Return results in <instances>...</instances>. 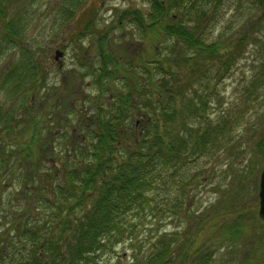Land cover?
<instances>
[{
  "label": "trees",
  "instance_id": "obj_1",
  "mask_svg": "<svg viewBox=\"0 0 264 264\" xmlns=\"http://www.w3.org/2000/svg\"><path fill=\"white\" fill-rule=\"evenodd\" d=\"M150 2L146 15L125 10L119 22L132 24L143 42L149 39L153 52L136 65L131 59L128 73L119 75V60L111 50L103 53L98 38L102 60L91 59L88 66H98L86 67L96 91L88 101L94 109L86 110L70 95L52 96L55 87L46 90L50 69L31 45H23L19 13L10 17L0 1V54L8 41L21 44L20 55L0 73L4 101H16L8 108L0 102V264H113L104 252L114 253L116 243L131 238L133 216L149 205L156 179L200 156L224 133L225 123L215 125L207 116L210 81H198L203 89L185 98L183 74L176 71L185 65L188 51L195 61L215 59L217 79L230 69L229 55L219 52L222 42L205 40L207 2ZM72 15L64 13L65 19ZM94 25L95 19L86 18L80 32L92 33ZM95 40L90 36L92 44ZM128 51L118 49V54ZM178 96L182 109L174 107ZM84 111L90 112L87 120L70 117ZM167 179H162L166 187ZM167 231L155 237L149 256L136 264L211 261L213 250H194L188 233L178 238V232Z\"/></svg>",
  "mask_w": 264,
  "mask_h": 264
},
{
  "label": "rangeland",
  "instance_id": "obj_2",
  "mask_svg": "<svg viewBox=\"0 0 264 264\" xmlns=\"http://www.w3.org/2000/svg\"><path fill=\"white\" fill-rule=\"evenodd\" d=\"M0 1L9 7L10 17L19 13L25 26L23 45H31L50 69L46 90L55 87L56 94L52 96L58 99L60 94L70 95L74 102L81 101L86 110L94 109V103L88 101L96 93L86 67L98 66H88L87 58L96 60L98 55L97 43L91 46L90 36L103 40L104 54L106 47L113 53L120 46L130 48L126 55L117 53L119 75L128 73L125 68L131 59L136 65L139 58L154 50L155 45L149 39L143 42L132 24L119 22L118 13L123 9L137 11L141 17L146 15L149 4L145 0H102L100 8L96 7L97 0H89L83 13L77 11L67 20L57 10L65 0ZM138 8L144 11L143 15ZM86 18L95 19L92 33L80 32ZM1 26L0 21V38ZM243 27L246 29L241 36ZM205 28L206 42L219 39V52L229 55L228 73L217 79V61H195L190 58L192 51L187 52L185 65L176 71L183 74L180 83L185 86V98H191L194 89H203L198 81H210L212 102L207 116L211 121L215 119V125L225 123V131L200 156L182 167L167 169L156 179V188L148 193L149 205L133 216L135 228L128 236L133 233L131 238L116 243L114 253L104 252L113 264L118 262V256L122 257L119 264H136L146 259L163 229L178 232V238L188 233L194 250H213L208 264H264V222L258 216L259 176L264 164V5L259 6L254 0H225L219 15ZM16 43L8 41L0 54V73L20 55L21 44ZM57 50L62 57L55 60L53 54ZM6 98V91H1L0 102L6 108L16 104L14 99L5 102ZM174 107L183 108L179 96ZM84 113L70 117L87 120L90 112ZM166 177L168 187L162 181ZM182 180L183 186L178 187ZM173 202H178L175 209L171 207Z\"/></svg>",
  "mask_w": 264,
  "mask_h": 264
},
{
  "label": "flooded vegetation",
  "instance_id": "obj_3",
  "mask_svg": "<svg viewBox=\"0 0 264 264\" xmlns=\"http://www.w3.org/2000/svg\"><path fill=\"white\" fill-rule=\"evenodd\" d=\"M88 1L89 0H65V1H63V4L59 5V8L58 9L60 10V12H66V11H68L70 9V6L72 4H77V5L80 6V8H78L77 10L83 13L85 11V9L87 8V6H89L88 5L89 4ZM191 1H196V0H191ZM202 1H206L207 2V4H206V10L208 11V16H212V12H213V15H215V16H218L219 15V12H220V10L222 8V2L217 5V1L218 0H202ZM219 1H222V0H219ZM97 2H98V5H96L97 8L103 7L102 6V3H101L102 0L101 1L100 0H97ZM210 3H213V4H212L211 8H208L207 5H209ZM96 7H94L95 10H96ZM214 9H215V12H214ZM90 13H93V12H90ZM246 27H243L239 31V34L242 31H244L246 29ZM125 49L126 50H130L129 47H126Z\"/></svg>",
  "mask_w": 264,
  "mask_h": 264
},
{
  "label": "water",
  "instance_id": "obj_4",
  "mask_svg": "<svg viewBox=\"0 0 264 264\" xmlns=\"http://www.w3.org/2000/svg\"><path fill=\"white\" fill-rule=\"evenodd\" d=\"M61 56V52L56 51L54 58L58 59ZM259 217L264 221V167L260 175L259 182Z\"/></svg>",
  "mask_w": 264,
  "mask_h": 264
}]
</instances>
